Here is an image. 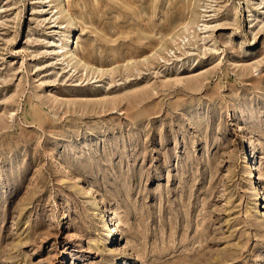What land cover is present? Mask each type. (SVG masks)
I'll list each match as a JSON object with an SVG mask.
<instances>
[{
  "label": "rangeland",
  "instance_id": "rangeland-1",
  "mask_svg": "<svg viewBox=\"0 0 264 264\" xmlns=\"http://www.w3.org/2000/svg\"><path fill=\"white\" fill-rule=\"evenodd\" d=\"M0 264H264V0H0Z\"/></svg>",
  "mask_w": 264,
  "mask_h": 264
},
{
  "label": "bare ground",
  "instance_id": "bare-ground-1",
  "mask_svg": "<svg viewBox=\"0 0 264 264\" xmlns=\"http://www.w3.org/2000/svg\"><path fill=\"white\" fill-rule=\"evenodd\" d=\"M67 15H70L69 11L67 10ZM186 31H188V26L184 27ZM70 36H72V33H70ZM72 39V38H71ZM62 51V50H61ZM250 168H252V166H248ZM253 169V168H252ZM76 178V177H75ZM79 178V177H78ZM258 178V177H257ZM259 179V178H258ZM77 179H75L76 181ZM256 181V180H255ZM262 195V194H261ZM106 229L109 230V232L111 233L112 228H109V226L106 224Z\"/></svg>",
  "mask_w": 264,
  "mask_h": 264
}]
</instances>
